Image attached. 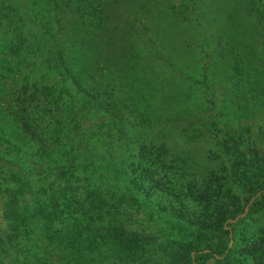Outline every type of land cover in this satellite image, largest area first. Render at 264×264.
I'll list each match as a JSON object with an SVG mask.
<instances>
[{"label": "rangeland", "instance_id": "374dc122", "mask_svg": "<svg viewBox=\"0 0 264 264\" xmlns=\"http://www.w3.org/2000/svg\"><path fill=\"white\" fill-rule=\"evenodd\" d=\"M151 5L157 16L145 36L124 40L125 51L131 48L129 66L115 80L83 68L71 21L46 0H0V241H5L1 202L10 172L29 180L33 190L44 180L55 189L68 185L65 195L79 214L91 188L115 209L124 188L123 179H112L114 166L129 185L140 179L139 191L155 201L160 216L146 221L133 213L131 227L139 228L142 220L147 232L156 233L174 216L212 225L214 202L203 197L222 185L243 204L239 176L257 192L234 218L233 244L246 247L263 237L264 0H151ZM185 39L193 45L184 53ZM169 55L175 68L168 65ZM97 99L99 109L85 114L82 130L69 131L66 114ZM189 102L201 108L194 117L184 111ZM141 141L164 148L171 168L160 176L164 183L179 178L184 189H173L177 198L139 177V166H145L135 156ZM60 170L70 172L67 180ZM258 200L261 208L252 211ZM36 242L26 240L10 254L0 251V264H34Z\"/></svg>", "mask_w": 264, "mask_h": 264}, {"label": "trees", "instance_id": "16d2710c", "mask_svg": "<svg viewBox=\"0 0 264 264\" xmlns=\"http://www.w3.org/2000/svg\"><path fill=\"white\" fill-rule=\"evenodd\" d=\"M124 1L46 0L71 21L69 26L75 30L76 47L85 59L82 66L85 70H98V77L120 78L122 67L129 66L131 52V48L125 51L122 46L124 40L131 36H145L148 24L152 25L157 16L151 0H134L130 6L127 3L124 5ZM185 40L182 47L184 53L191 51L193 45V40ZM148 41L151 42V39ZM160 56L166 61L167 57ZM169 59L168 65L175 68L173 56L169 55ZM96 66L99 69H94ZM62 70L69 74L64 65ZM93 74H96L95 71ZM69 76L76 80L77 75L70 73ZM84 77L89 78L88 75ZM63 93L68 95L65 89ZM100 103L98 99L93 103L87 100L79 108L71 110L66 114L69 122L66 128L78 134L83 127L81 119L87 112L98 110ZM189 105L185 107V113L196 116V111L201 108L197 109L199 106L191 102ZM101 124H97V131H100ZM139 147L136 159L145 164L138 168L139 177L149 179L162 195L177 198L173 189H184L179 178L173 176L164 183L165 177L160 176V173L168 176L171 168L164 148L151 147L144 141ZM233 164H236L235 158ZM110 172L112 179H123L124 189L117 198L115 209L111 210L104 195L91 188L85 191L83 198L87 208H81L79 214L76 207H70L69 196L65 195L70 190L68 185L55 189L50 184L46 185L44 180L37 190H33L29 180L10 172L1 202L5 241H0V251L13 253L16 245L34 238L37 242L33 254H30L34 264H206L209 259H213V264H264V235L246 247L236 246L232 241L237 223L234 218L240 215L249 200H255L257 192L247 178L237 176V183L246 195L243 204L229 195L231 187H225L226 192L222 191V185L207 190L209 199L207 196L203 198L209 205L214 202L216 211L212 225L207 222H182L174 216L163 221L164 228L152 233L142 226V220L137 222L139 228L130 225L133 213L147 216L146 221L155 220L158 216L157 209L153 207L155 201L138 189L140 179L129 185L118 167L114 166ZM69 173L68 170H60L65 180ZM181 175L184 173L181 172ZM193 186L192 189L197 191ZM133 192L139 193L140 198L133 197ZM27 195L31 197L27 198ZM132 203H135L134 207ZM262 204V201H253L252 205L256 208L252 211H257ZM148 206L152 208L145 212L144 208ZM122 208H131V212L123 213L120 211Z\"/></svg>", "mask_w": 264, "mask_h": 264}]
</instances>
